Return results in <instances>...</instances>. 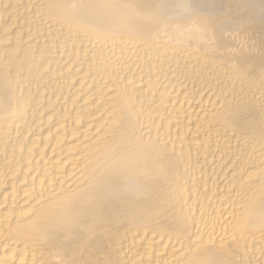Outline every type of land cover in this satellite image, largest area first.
Masks as SVG:
<instances>
[{
  "label": "bare ground",
  "instance_id": "1",
  "mask_svg": "<svg viewBox=\"0 0 264 264\" xmlns=\"http://www.w3.org/2000/svg\"><path fill=\"white\" fill-rule=\"evenodd\" d=\"M0 264H264V0H0Z\"/></svg>",
  "mask_w": 264,
  "mask_h": 264
},
{
  "label": "clouds",
  "instance_id": "2",
  "mask_svg": "<svg viewBox=\"0 0 264 264\" xmlns=\"http://www.w3.org/2000/svg\"><path fill=\"white\" fill-rule=\"evenodd\" d=\"M187 10V9H186Z\"/></svg>",
  "mask_w": 264,
  "mask_h": 264
}]
</instances>
